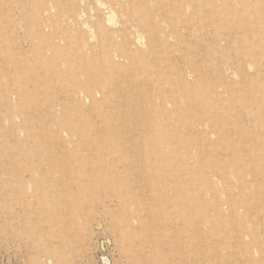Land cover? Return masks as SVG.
<instances>
[{"label": "rangeland", "instance_id": "obj_1", "mask_svg": "<svg viewBox=\"0 0 264 264\" xmlns=\"http://www.w3.org/2000/svg\"><path fill=\"white\" fill-rule=\"evenodd\" d=\"M0 264H264V0H0Z\"/></svg>", "mask_w": 264, "mask_h": 264}, {"label": "bare ground", "instance_id": "obj_2", "mask_svg": "<svg viewBox=\"0 0 264 264\" xmlns=\"http://www.w3.org/2000/svg\"><path fill=\"white\" fill-rule=\"evenodd\" d=\"M69 74V73H68ZM132 103V102H131ZM137 135V134H136ZM149 148V147H148ZM154 157V156H153ZM159 176V175H158ZM157 178V177H156ZM157 179H159V178H157ZM151 183V182H150ZM62 193V192H61ZM178 218V217H177ZM176 220V219H175ZM178 220V219H177ZM183 221V220H182ZM174 222V221H173ZM175 224V223H174ZM192 225V224H191ZM199 230H201V229H199ZM199 232H201V231H199Z\"/></svg>", "mask_w": 264, "mask_h": 264}]
</instances>
